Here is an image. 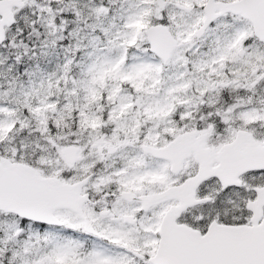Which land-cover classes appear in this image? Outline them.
I'll use <instances>...</instances> for the list:
<instances>
[{"label":"snow or ice","instance_id":"1","mask_svg":"<svg viewBox=\"0 0 264 264\" xmlns=\"http://www.w3.org/2000/svg\"><path fill=\"white\" fill-rule=\"evenodd\" d=\"M0 264H264V0H0Z\"/></svg>","mask_w":264,"mask_h":264}]
</instances>
